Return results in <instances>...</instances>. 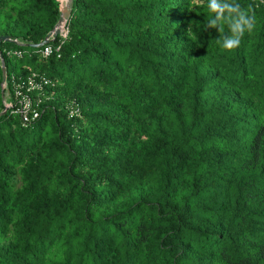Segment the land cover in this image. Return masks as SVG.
I'll return each instance as SVG.
<instances>
[{
  "label": "trees",
  "instance_id": "trees-1",
  "mask_svg": "<svg viewBox=\"0 0 264 264\" xmlns=\"http://www.w3.org/2000/svg\"><path fill=\"white\" fill-rule=\"evenodd\" d=\"M237 2L226 51L207 0H72L42 47L63 0H0V264H264V0Z\"/></svg>",
  "mask_w": 264,
  "mask_h": 264
},
{
  "label": "clouds",
  "instance_id": "clouds-1",
  "mask_svg": "<svg viewBox=\"0 0 264 264\" xmlns=\"http://www.w3.org/2000/svg\"><path fill=\"white\" fill-rule=\"evenodd\" d=\"M207 8L210 15L203 27L218 31L217 44L223 50L233 51L237 49L245 33H251L256 26L255 12L251 7H242L237 0H207ZM64 26L65 23L59 34H61Z\"/></svg>",
  "mask_w": 264,
  "mask_h": 264
},
{
  "label": "water",
  "instance_id": "water-1",
  "mask_svg": "<svg viewBox=\"0 0 264 264\" xmlns=\"http://www.w3.org/2000/svg\"><path fill=\"white\" fill-rule=\"evenodd\" d=\"M71 6H72V0H66L63 3L61 12H60V16L59 19L56 23V25L54 26V28L52 29V31L48 34V36L40 43L33 45L35 47H42L44 44L48 43L50 36H52V39H54L60 32V29L63 27L65 21L68 19L70 12H71ZM5 40V41H10L9 38L7 36H0V41ZM13 42H16L15 40H13ZM0 58H1V65H2V74H3V80L5 77V68H4V64H3V59H2V55L0 52ZM6 110V107L3 109V111L0 113H4Z\"/></svg>",
  "mask_w": 264,
  "mask_h": 264
},
{
  "label": "built area",
  "instance_id": "built-area-1",
  "mask_svg": "<svg viewBox=\"0 0 264 264\" xmlns=\"http://www.w3.org/2000/svg\"><path fill=\"white\" fill-rule=\"evenodd\" d=\"M61 35L63 37L66 36V30L64 28L61 31ZM51 52H52V48L50 46H45L43 48V54L44 55H49V54H51ZM23 103L24 104H22L23 107L21 109L22 117H23V120L24 121H28L29 120V117H28L27 112H28V110H29V108L31 106V103L29 102V100H26ZM31 112H32L31 118H33V117H35L37 115V112L36 111L32 110Z\"/></svg>",
  "mask_w": 264,
  "mask_h": 264
},
{
  "label": "rangeland",
  "instance_id": "rangeland-1",
  "mask_svg": "<svg viewBox=\"0 0 264 264\" xmlns=\"http://www.w3.org/2000/svg\"><path fill=\"white\" fill-rule=\"evenodd\" d=\"M63 1H66V0H63Z\"/></svg>",
  "mask_w": 264,
  "mask_h": 264
}]
</instances>
